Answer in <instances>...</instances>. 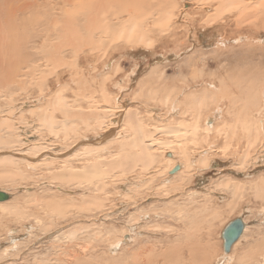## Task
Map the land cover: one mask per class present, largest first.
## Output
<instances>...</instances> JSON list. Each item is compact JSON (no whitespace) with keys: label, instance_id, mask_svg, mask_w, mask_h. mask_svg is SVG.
Masks as SVG:
<instances>
[{"label":"rangeland","instance_id":"374dc122","mask_svg":"<svg viewBox=\"0 0 264 264\" xmlns=\"http://www.w3.org/2000/svg\"><path fill=\"white\" fill-rule=\"evenodd\" d=\"M85 1L84 4L80 0H18L17 3H27L31 7L27 14L39 11L64 16L66 14L61 12L74 15L75 10L85 9ZM182 1L186 15L178 23L177 30L167 38L166 32L158 26L156 37H164L153 46L118 43L104 53L90 52L82 40V51L78 53L70 46L64 48L70 49L64 56L70 65L46 73L41 87L34 85L21 92L17 88L13 90L17 95L14 103L26 101V109L36 106V98H40L44 106L45 99L57 88H61L62 97L70 103L73 94L81 93L79 79H85L93 90L83 94V107L96 109L103 123L100 128H87L85 123H80L78 134L69 138L56 129L55 132L61 133H42L39 142L42 141L46 154H40L31 170L22 164L33 173L32 179L0 180V190L12 197L8 202L24 201L34 191L41 195L57 193L61 199L75 201L96 197L100 204L91 205L88 210L73 206L64 215L54 214L53 217L30 206L33 215H27L26 220L11 218L6 210L0 209L3 218L0 222V254L3 256L0 264H41L42 261H45L42 264H67L71 258L83 255L89 260L87 264H264V119H261L264 116V27L242 24L237 16L230 15L231 12L214 17V6L202 0ZM196 6L209 9L200 12ZM22 16L23 13L19 18ZM212 17L214 20L208 21ZM65 18L71 21V15ZM48 25L46 18L44 31ZM44 38L41 36L39 43L57 42V39L46 42ZM40 62L42 68L46 67L45 59ZM112 63L116 66L110 68ZM160 72H163L161 80L157 77ZM221 77L228 85H223L219 91ZM142 82L145 89L155 90L154 98H150L149 93L139 92ZM207 82L216 88L208 87L205 92L217 94L203 95V106L198 108L199 127H203L207 115L210 119L215 115L218 118L216 126L223 125L226 132L221 134L223 129L216 128L209 133L200 130L195 139L189 133L165 132L166 126L175 127L182 121L192 120L195 108L189 109L181 103L190 93H204L202 88ZM19 95L22 99L17 98ZM166 95L168 102L164 103L161 98ZM184 109L186 114L181 112ZM58 110L54 117L61 120L63 113ZM15 112L14 119L18 120L17 109ZM69 114L74 116L72 112ZM132 115L141 122L145 139L151 143L149 150L157 156V163L148 168L137 164L126 171L114 168L102 178L87 181L59 183L51 180V174L64 165V160L81 170L93 165L104 169L106 163L118 159L122 153L120 144L135 137L133 125L124 122L125 116ZM24 116L27 120L34 119L25 112ZM235 122L236 126L231 127ZM245 123L252 128L243 129ZM109 124L115 136L105 144L104 151L81 155L80 147H75L68 157L55 155L58 158H52L54 153L66 152L69 144L78 138L101 136ZM164 139L171 144L160 145ZM22 147L14 145L7 149L16 151ZM182 147L188 150L193 161L205 152L207 166L187 167L182 151L177 149ZM24 151L27 155L33 154ZM172 151L175 160L184 166L171 175L166 170L165 160ZM168 175L174 185L160 186L167 181ZM223 179H228L229 183L220 187L218 182ZM19 184L22 189L16 187ZM26 186L30 192H25ZM35 216L52 221V228L43 232ZM236 216L246 219L247 228L241 240L229 250L231 257L221 256L223 239L219 234L227 221ZM8 228L15 230L7 236ZM71 229L75 231H69ZM124 233L131 236L130 242H120ZM57 236L59 239H55Z\"/></svg>","mask_w":264,"mask_h":264},{"label":"bare ground","instance_id":"6f19581e","mask_svg":"<svg viewBox=\"0 0 264 264\" xmlns=\"http://www.w3.org/2000/svg\"><path fill=\"white\" fill-rule=\"evenodd\" d=\"M12 1L0 0V58H1L0 61V180L11 179V178L14 179L17 178L19 180L29 179V178L32 179L33 173L31 171H28V169L31 170V168L35 167L36 165L35 161L39 159L41 153L46 154V151L42 150L43 149L42 141L39 142V140H41L42 133L57 134L62 132L65 138H69L72 134H78V130H79L78 127L80 123H85L87 128H91V127L100 128L102 127L101 124L103 123L99 114L96 113V109L94 108L84 109L83 107V101H84L83 94L87 92H92L93 90V86L85 79H79V81H81L80 83L81 93H79L77 96L76 94H73L69 100L70 103H68L62 97L61 88L60 89L57 88L56 90L53 91V95L51 94L47 99H45L44 106H42L43 104L42 100L39 101L40 98H36V106H30L29 109L25 108L27 104L26 101L22 100V102H19L17 104L14 103L15 97L17 96L16 94L13 93V90L15 88H17L21 92L23 88L28 89L34 85L41 87L42 79L46 73H50L52 71L60 69L64 65H70V63L68 62L66 63L64 59V56H67L66 52L70 49L65 50L64 49L65 47L70 46L72 49H76L78 53L79 51H82L81 49L82 40L83 41L85 40L87 49L90 52L102 51V53H104L110 46H116L118 43H125L130 46L140 45L145 48L146 47L148 48L153 46L156 41H160L164 36L168 38L170 35H173L175 33V30H177L179 26L178 23L181 22L182 18L186 15L185 14L186 8L184 9L182 7L183 6L182 0H86L85 1L86 10L85 9L75 10L77 12H82L81 14L77 12L75 13V11L73 12L75 13L74 15L71 12H61L66 14L64 16H60V15L55 16L54 13L48 15V12L41 13L39 11L36 12L30 11L27 14V12L31 10V7L27 5V3H24V5H22L20 4V2L19 4L17 3L18 0H12ZM80 1L81 3L84 4V0H80ZM202 1H204V3L207 2L208 4H212V6H214L213 8V10L215 11L214 12L215 16L213 15L214 17L217 16L219 17V15L222 12H231L230 15L237 16V18L239 19L240 22H242V24L253 23L255 27L258 24L264 27V0H202ZM196 8L198 7L196 6ZM207 9H209L208 6L198 8L200 12L201 10H207ZM22 13L23 16L19 18V16L22 15ZM67 15H71V21L65 18ZM214 17L209 18L208 21L214 20ZM46 18H48L49 25L46 28L47 31H44V28L42 27L44 25V22L46 21ZM81 21L82 24L80 23ZM158 26L162 31L166 32L164 36L156 37L157 34L156 31ZM42 30L44 31V33H42ZM41 36L45 37L44 40L46 42L52 39H57V42L52 41V42H47V44L43 42L39 43V39L41 38ZM43 59H45L47 64L46 67L44 68H42L40 62ZM115 66H116L115 63L110 64V68ZM74 72H76V70H74ZM151 72L156 73L154 71ZM162 73L163 72L157 73L158 74L157 77L160 80ZM224 78L223 77L219 78V86L217 88L219 89V91L222 89L223 85L224 87H227L228 85L224 83L225 81ZM205 85L206 86L202 88L204 89V93H200V94L190 93L186 95L187 96L186 99L183 101V103H181L182 106H186V107L189 106V109L192 107L195 108V111L191 110L193 112L192 120L190 122L182 121L178 123L179 124L178 126L176 125L175 127L174 126L172 127V125L166 126L164 128L165 132L170 133L174 131L175 133L179 132L181 134L189 133L191 134V137L195 139L197 138L196 137L197 132L200 130H203L205 133H209L214 128L220 131L223 129L224 127L223 125L216 126V122L218 118L215 117V115L211 116L212 119H210L208 115L206 116V119L204 117L205 121L202 124L203 127L201 128L199 127V120L201 117L199 115L198 108H201L203 106L202 104L203 95L209 93L214 95L217 94L214 93V91L205 92L208 90V87L216 88L212 83L207 82L205 83ZM139 92L143 94L149 93L152 96L150 98H154L156 94L155 90L145 89L144 82H142ZM230 92L232 93V91ZM231 95L234 97L233 94ZM20 96L21 95H19L17 98H21ZM167 96L168 95L161 98V100L164 103L168 102ZM263 96L264 93L262 94V97ZM222 99L219 98V100ZM262 99L264 100V98ZM242 105H244V103ZM255 108L257 110V107ZM15 109H17V112L19 114L18 120L14 119L16 115ZM57 109H60L58 111L63 113L61 120H57L54 117V112ZM152 110L154 111L153 108ZM24 112L30 115L31 117H33L34 119L33 120L25 119ZM71 112L74 114V116L69 114ZM181 112L184 114L187 113L185 109ZM261 116L262 115H260V117ZM125 119L126 120L124 122L128 126L133 125L135 137L131 141H127L125 143L120 144L122 153L118 159L106 163L105 164L106 167L104 169L101 166L93 165L91 167L82 168L81 170H76L73 165L69 164V161L64 160V165L60 167L55 173L51 174L50 177L51 180L54 179L59 183H68L72 181H77V182L87 181L91 178H98V177L102 178L104 174H108V172H110L114 168H120L126 171V169H131L135 167L137 164L141 165L144 168H148L152 166L154 163H157L158 162V159L156 158L157 156L155 155L154 152H152V150L151 152L149 150L151 148V143L148 142L150 140L145 139L146 137L145 130L143 129L141 122L134 115L125 116ZM261 119H264V116ZM211 120L213 121V123L211 122ZM69 125L70 127H68ZM234 126H236V122L231 125V127ZM242 127L243 129L252 128L251 124H247V123L242 124ZM54 129L60 130L61 132L60 131L55 132ZM226 130L227 128L223 129L221 134H224ZM28 133H30V136L27 135ZM107 133L109 134L106 135ZM113 133H114V129L109 124L108 129L105 130V132L101 136L98 135L96 138H87V137L83 139L78 138V140H76L75 143L69 144L70 147L66 152H63L62 154L54 153V155L52 154V158H58L55 157V155H59V156L63 155L62 157H68L70 156L71 151L75 147H80V149L82 150L81 155L100 151V150L104 151L105 144L108 141H110L112 137L115 136L113 135ZM38 134L39 136H37ZM22 135H27V137L23 138ZM104 135L105 137H103ZM76 137H79V135H77ZM169 141H165L164 139V141L161 140V143L160 142L158 143H160V145L165 144L166 146L168 144H171V142L169 143ZM14 145L23 146L22 147L23 150L21 149V150L12 151L10 149H7ZM182 145L183 144H181V146ZM128 146L133 150H129ZM35 148H37L38 150L37 151L33 150ZM24 149L29 154L31 152H33V154L27 155ZM177 149L178 151L179 150L182 151L181 154L184 157L185 165L187 167L193 169L192 167L196 165L200 167L207 166L208 156H206L205 152L203 154H200L199 157L195 161H193L188 156L189 155L188 154L189 152H187L188 150L186 151L183 147L181 149L179 148ZM165 161L167 166L166 170L169 171L171 175L172 173L178 170V167L180 168L181 165L182 167L184 166L183 163H178L177 160H175L174 152L172 153V155L170 154V156L167 157ZM23 163L26 165V168L28 169H25V167L22 166ZM176 166L177 168H175ZM171 175H168L167 181L162 182V185L160 184V186L163 187L165 185L173 186L174 184L171 181ZM228 183H229L228 179H223L222 181L218 182V185L226 186ZM16 187H18L19 189L23 188L20 187V184ZM29 189L26 186L25 192H30ZM9 199H12L10 195L8 199L0 200V209L6 210L9 216L14 219L15 218L25 219L27 215L32 216L33 214L30 211V206L38 207L41 210H43L45 214L48 215V217L49 215L53 217L54 214H60L61 216L64 215L67 211L70 210V208H73V206H76L77 209L88 210L91 205L99 206L100 204L99 203L100 200H98L96 197L94 198L85 197L83 201H77V200L75 201L71 199H61L57 196V193L56 194L48 193L41 195L34 191L33 193L28 194L27 198H25L24 201L22 200L21 202L10 203V201L8 202ZM242 216L238 217L242 221L241 233L231 243L229 250H231L232 247H234L241 240V238L244 235V231L247 228V222L245 221L246 219L242 218ZM2 219L3 218L0 217V222ZM46 219L47 218H43L41 216H35V222L40 223V228L43 232H46L53 226V222ZM227 223L225 224V226L227 225ZM59 229L60 228H58V230ZM14 230L15 229L10 230L8 228L7 236L10 235L12 232H14ZM72 230L75 231V229H71L69 231ZM69 231L64 232L63 234H67ZM53 233L51 234L54 235ZM219 235L221 237V232ZM130 237L131 236H129V234L124 233L122 234V239L120 242H126L127 240L129 241ZM56 238L59 239L58 236L55 237V239ZM117 244L118 242L116 243V245ZM16 245L17 242L15 243L14 246H12V248L15 247ZM229 250L224 251L223 249L221 256H225V257L229 256L230 254ZM171 251L173 252V250ZM0 257L3 258L1 254ZM88 261L86 257L83 255L75 259L71 258V260L67 262V264H87ZM42 263H45V261H42L41 264Z\"/></svg>","mask_w":264,"mask_h":264},{"label":"water","instance_id":"95a60500","mask_svg":"<svg viewBox=\"0 0 264 264\" xmlns=\"http://www.w3.org/2000/svg\"><path fill=\"white\" fill-rule=\"evenodd\" d=\"M111 132H112V130H111ZM111 132H109V133H111ZM109 133H107L106 135H108ZM103 137H105V135ZM8 197H9L8 193L0 190V200H6V199H8ZM241 230H242V221L238 217L229 221L227 223V225L222 229L221 237L223 239L222 246H223L224 251L229 250L231 243L241 233Z\"/></svg>","mask_w":264,"mask_h":264}]
</instances>
